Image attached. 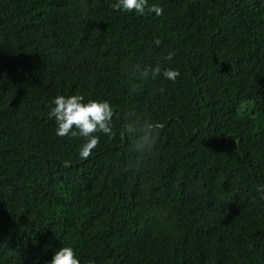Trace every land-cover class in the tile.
Returning a JSON list of instances; mask_svg holds the SVG:
<instances>
[{
  "label": "trees",
  "instance_id": "trees-1",
  "mask_svg": "<svg viewBox=\"0 0 264 264\" xmlns=\"http://www.w3.org/2000/svg\"><path fill=\"white\" fill-rule=\"evenodd\" d=\"M115 2L0 0V264L62 246L80 264H264V0ZM157 64L180 76L140 75ZM72 94L115 111L86 159L49 118ZM129 121L161 125L150 150Z\"/></svg>",
  "mask_w": 264,
  "mask_h": 264
},
{
  "label": "clouds",
  "instance_id": "clouds-1",
  "mask_svg": "<svg viewBox=\"0 0 264 264\" xmlns=\"http://www.w3.org/2000/svg\"><path fill=\"white\" fill-rule=\"evenodd\" d=\"M111 7L116 11L136 12L144 14L146 8L148 11L154 12L157 16L162 15L163 9L157 5H149V0H116L111 4ZM156 45L161 41L157 38L154 40ZM173 53H169L166 57L171 60ZM162 75L170 80L175 81L180 76V72L176 69H163L159 64L155 67L145 68L140 72V75L147 79L151 74L152 79ZM163 91V90H161ZM53 107L50 109L49 118L54 119L57 128L56 135L59 137L72 136L83 137L85 142L80 149L81 159H86L91 156L99 143L100 138L98 133L112 135L113 117L115 111L113 106L102 99H88L85 102V97L81 94L58 95L52 101ZM161 125L153 122L137 123L129 121L125 125L124 134L137 136L134 142V148L138 151H148L155 142L156 130ZM49 264H80V260L73 247H60L57 249Z\"/></svg>",
  "mask_w": 264,
  "mask_h": 264
}]
</instances>
